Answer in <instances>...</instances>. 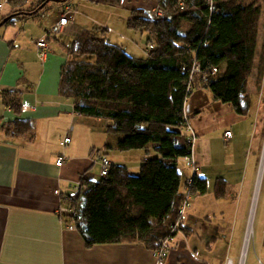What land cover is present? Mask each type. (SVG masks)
<instances>
[{"label": "crops", "instance_id": "obj_1", "mask_svg": "<svg viewBox=\"0 0 264 264\" xmlns=\"http://www.w3.org/2000/svg\"><path fill=\"white\" fill-rule=\"evenodd\" d=\"M35 1L29 0V4ZM107 1L71 2L74 12L67 16L69 25L59 36L51 30L65 4L50 3L55 10L48 19L50 11L9 25L2 21L13 10L0 11V264H159L155 253L141 243L87 248L78 231L68 229L58 214L62 197L72 195L74 185L82 179H100L99 157L136 175L141 162L153 154L116 151L120 136L106 134L105 121L78 115L71 102L58 95L60 68L66 61L63 46L78 37L93 34L131 56L145 57L135 54L134 49L146 35L128 30L126 22L132 10H155L157 0H116L118 4L113 6ZM41 39L48 46L44 63L38 60L35 47ZM5 91L20 95L18 118L32 122V137L5 133L4 127L17 119L3 104L1 93ZM211 98L208 90L194 92L185 107L196 134L191 151L195 173L186 167V179L205 178L208 192L190 198L182 217L183 231L169 241L167 258L161 264L239 263L243 232L253 210L251 191L262 135L255 138L253 134L248 141L247 160L244 153L236 152L239 142L234 128L245 117L236 115L229 106L223 110L229 123H216L212 115H218L219 106ZM226 131L231 132V139L223 137ZM65 138H69L68 144L63 143ZM59 156L64 160L57 167ZM181 163L184 165L183 160ZM218 179L226 184L222 198L215 196ZM252 218L243 264H264V200L258 202ZM238 233L241 245L235 247Z\"/></svg>", "mask_w": 264, "mask_h": 264}, {"label": "trees", "instance_id": "obj_2", "mask_svg": "<svg viewBox=\"0 0 264 264\" xmlns=\"http://www.w3.org/2000/svg\"><path fill=\"white\" fill-rule=\"evenodd\" d=\"M53 1L58 5L95 2ZM50 3L36 0L32 4L37 7L23 14L19 9L30 6L29 0H11L8 6L18 11L2 24L36 19L52 9ZM157 8L164 12L163 18L132 10L126 22L128 30L145 34V44L152 45L149 52L143 49L145 57L131 56L93 34L63 46L66 61L60 68L59 97L69 100L78 115L105 121V133L120 136L116 151L155 155L141 162L136 175L111 164L107 177L82 179V192L74 201L63 202L74 215L62 219L75 226L87 248L135 242L156 253L161 240L183 231L178 216L184 199L178 165L192 151L183 131L187 99L204 89L238 116H247L251 107L246 89L259 50L264 0H157ZM85 57H93L94 62L83 61ZM195 63L198 72L193 71ZM1 98L17 117L4 127L5 133L32 137V122L18 118L20 95L5 91ZM225 189V182L218 179L216 198H222ZM207 192L206 179L194 176L190 198ZM177 222L178 232L169 236Z\"/></svg>", "mask_w": 264, "mask_h": 264}, {"label": "rangeland", "instance_id": "obj_3", "mask_svg": "<svg viewBox=\"0 0 264 264\" xmlns=\"http://www.w3.org/2000/svg\"><path fill=\"white\" fill-rule=\"evenodd\" d=\"M49 1L52 4H55L56 6H58V3H55L54 1L52 2V0H49ZM36 4H34V5L32 4L30 6L23 7L21 9H19V12H22L23 14H27L28 12L33 11L35 9V7H37ZM68 4L71 5V3H66L65 6ZM8 5H6L4 8L10 10L11 8ZM65 6H64V8H65ZM64 8H63V14L65 13ZM54 10L55 9L52 8L50 10V12L46 15L47 19L53 15L52 11H54ZM14 11H18V9L13 10V13H16ZM72 12H74L73 8H72L71 12H68L66 14V16H68ZM263 14H264V11H263ZM14 15L16 16V14H14ZM62 17L63 16H61L60 18H62ZM14 21L16 22L17 20H14ZM258 41L260 43L259 44V50L257 51V57L255 59V66H254V69H253L251 76L248 79L247 89H246V95H247V97H249L251 107H250V110H249L247 116H245V118H243V120L241 121V124L235 125V127H234L235 129L238 130V133H236V138L238 139V142H239L238 146H236L237 147L236 152H240L242 154L244 153L243 155L245 157H247V160L250 157L248 141L250 142L251 136H253V134H255V138H258V135L260 133L262 135V142H261V147H260V151H259V155H258V161L256 164V171H255V175H254V181L252 184L253 187H252V191H251V203L253 204V206H252L253 210H251V214H252V211L254 214L255 209H256V205L258 204V202L262 203L264 200V162L262 163V155H264V22H263V24H261V27H260V34H259ZM144 43H145V41H143L142 44H144ZM135 44H138V43H135ZM134 52H135V54L141 55V56L146 54L145 51L142 48H140V46H137V45L134 49ZM47 55H48V49H47ZM78 59H81V58H78ZM83 61H87V62L92 63V62H94V58L93 57H85V58H83ZM261 69H262V71H261ZM195 91L197 92V91H202V90H195ZM210 97H212L211 94H210ZM217 105L219 106V113H218V115H216L217 119H216L215 115H212V117H214L216 123L226 122V124H228L229 120H228L227 116L225 115V112H223V110L226 111V109H228L229 106L227 104H223L221 102H217ZM206 108H208V111L211 110L210 104ZM216 110L217 109L212 110V111L216 112ZM203 111H205V109H203ZM207 115H208V112L205 114V116H207ZM223 117H226V118H223ZM204 120L205 119L203 118L201 121H204ZM193 145L194 144H192V147H193ZM242 145L244 146L243 149H242ZM218 149H219V147H218ZM139 151H142V150H139ZM154 156L155 155L152 154L151 157H154ZM189 158H190V160H192L191 156ZM185 162H186V160H185ZM183 163H184V160H183ZM178 167L182 173V185H181V187H182V193L184 195L185 194V187L183 188V186H184L185 179H186L185 163L183 165L180 162ZM193 167H195V165ZM188 168H190V167H188ZM208 176H210V178H212L211 177L212 176L211 171L209 172ZM96 178H98V176ZM65 206H67V205L65 204ZM183 215L181 217H179L181 219V222H182ZM252 217H253V215H252ZM250 219H251V215H250ZM250 219H249V221H247V227L243 232L244 237H243V241H242V248L240 246L241 254H240V259H239L238 264H241V258L243 256V254L245 257V255H247V253H248L247 249H248L249 243L245 248V252H243V251H244V246H245V241H246L245 240L246 231H247L248 225L250 224ZM252 219H251V223H252ZM251 226H252V224H251ZM235 230H237V229H235ZM242 230H243V228H242ZM241 234H242V231H241ZM241 234H240V237H241ZM249 236L251 239V232H250ZM236 238H237V240L233 242V244H234L233 246H235V247H237L238 245H241L239 233L236 236ZM230 244L231 243H229V245ZM167 254H165V256L163 257V261L167 258ZM245 259H246V257H245ZM229 262L230 261H226V264H228Z\"/></svg>", "mask_w": 264, "mask_h": 264}, {"label": "built area", "instance_id": "obj_4", "mask_svg": "<svg viewBox=\"0 0 264 264\" xmlns=\"http://www.w3.org/2000/svg\"><path fill=\"white\" fill-rule=\"evenodd\" d=\"M10 1L11 0H0V11L6 5H8L10 3ZM64 11H65V13L62 15L63 17L58 20V22L54 25V27L51 30V33L54 36L62 35L64 33L65 28L69 25L68 18L66 16V14L68 12L72 11V6L69 5V4L66 5L65 8H64ZM148 14H149L150 18H152V19L163 18L164 17V12L162 10L158 9V8H156L153 11H150ZM139 46H140V48L145 49L148 52L153 49L152 45H150V44L148 45V44H145V43L144 44L140 43ZM35 47H36V55H37L38 60L41 63H44L46 61V58H47V49H48L46 40L41 39V40L36 41L35 42ZM198 70H199V65L197 63H195V65L193 66V71L194 72H198ZM188 122L189 121H188L187 117L185 116L183 118V127H184L183 131L188 136V141L192 145L196 141V134L194 133V131L192 130V128L190 127ZM223 136H224L225 139H231L232 138V134H231L230 131H226ZM63 143L64 144H68L69 143V138H65L63 140ZM63 160L64 159L59 156L57 158V160H56V166L57 167L61 166L62 163H63ZM185 160H186V162H185ZM184 163H185L186 167H190L192 169L193 173L195 172L194 167H193L194 166V162L192 160H190V158H185L184 159ZM99 164H100L99 177L100 178L107 177V175L109 173V168L111 166L110 161L107 158L99 157ZM192 184H193V178L192 177L185 180V183H184L185 194H184V199L182 201V204L180 205V208H179V211H178V216L179 217H181L184 214V212L186 211V209L189 206V202H190L189 190H190ZM83 188H84V186L81 183H77L76 185H74V187L72 188L73 194L69 195V196H66V197H62L63 202L64 201H69V202L74 201L75 198L82 192ZM55 194H58V193L55 192ZM58 214L61 217L64 216V215H72L73 216L74 212L72 211V209L69 206H65L64 204H62L58 208ZM177 225H178V222L171 226V229H170V232H169V234H170L169 236H171L173 233L178 232L177 231ZM67 227L70 230H75V226L74 225L69 224ZM246 236H247V231H246ZM171 239H172L171 237H168L167 239L161 240L159 242L160 249H159V251H157L155 253L159 264H161L163 262V257L165 256V254L168 253L167 245H168V243H169V241ZM245 240H246V238H245ZM249 241H250V236L248 237V243H249ZM248 243H247V245H248ZM228 264H230V262ZM258 264H263V263L258 261Z\"/></svg>", "mask_w": 264, "mask_h": 264}, {"label": "bare ground", "instance_id": "obj_5", "mask_svg": "<svg viewBox=\"0 0 264 264\" xmlns=\"http://www.w3.org/2000/svg\"><path fill=\"white\" fill-rule=\"evenodd\" d=\"M264 162V155L262 156V163ZM252 215H253V211H252V214H251V219H252ZM251 219H250V224L248 225V228H247V236H246V241H245V246H244V251L245 252V248L247 246V243H248V237L250 235V232H251ZM243 261H244V254L241 258V264H243Z\"/></svg>", "mask_w": 264, "mask_h": 264}]
</instances>
